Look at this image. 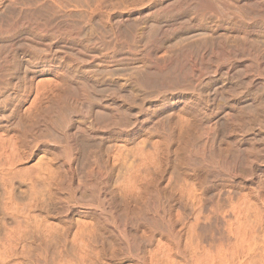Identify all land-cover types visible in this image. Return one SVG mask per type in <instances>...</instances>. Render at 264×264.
<instances>
[{
  "label": "bare ground",
  "instance_id": "obj_1",
  "mask_svg": "<svg viewBox=\"0 0 264 264\" xmlns=\"http://www.w3.org/2000/svg\"><path fill=\"white\" fill-rule=\"evenodd\" d=\"M241 262L264 0H0V264Z\"/></svg>",
  "mask_w": 264,
  "mask_h": 264
},
{
  "label": "rangeland",
  "instance_id": "obj_2",
  "mask_svg": "<svg viewBox=\"0 0 264 264\" xmlns=\"http://www.w3.org/2000/svg\"><path fill=\"white\" fill-rule=\"evenodd\" d=\"M240 253H241V252H240ZM242 253H244V254H242ZM242 253H241L242 255L240 254V256L243 257V258H244L246 255L249 256V255H251V254H252V255H261V256L263 255V254H261V252H255L254 254H253V253H250L249 255H248V253H246V255H245V252H242ZM241 264H250V263L241 262ZM251 264H252V263H251ZM261 264H264V263H261Z\"/></svg>",
  "mask_w": 264,
  "mask_h": 264
}]
</instances>
